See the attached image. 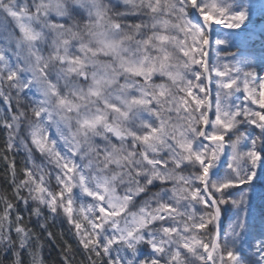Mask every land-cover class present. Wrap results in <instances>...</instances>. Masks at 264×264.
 Returning <instances> with one entry per match:
<instances>
[{"label":"snow or ice","instance_id":"obj_1","mask_svg":"<svg viewBox=\"0 0 264 264\" xmlns=\"http://www.w3.org/2000/svg\"><path fill=\"white\" fill-rule=\"evenodd\" d=\"M257 16L264 0H0V264H46L57 239L61 264H264Z\"/></svg>","mask_w":264,"mask_h":264},{"label":"trees","instance_id":"obj_2","mask_svg":"<svg viewBox=\"0 0 264 264\" xmlns=\"http://www.w3.org/2000/svg\"><path fill=\"white\" fill-rule=\"evenodd\" d=\"M261 183V184H260ZM264 186V180L260 181L259 183H256V186L258 185ZM260 186V187H261ZM259 197H257V204H259L260 200H258ZM50 224V230L57 234V237H59V234L64 233V239L68 240L70 243H75V241L72 238L71 232H69V225L63 221L57 220L55 222L49 221ZM43 257L46 260V264H61V242L59 239H57L54 242L48 243L45 245L44 251H43ZM81 257L78 255L76 256V260L79 261Z\"/></svg>","mask_w":264,"mask_h":264},{"label":"rangeland","instance_id":"obj_3","mask_svg":"<svg viewBox=\"0 0 264 264\" xmlns=\"http://www.w3.org/2000/svg\"><path fill=\"white\" fill-rule=\"evenodd\" d=\"M262 21H264V17H260V16H257L256 17V23L257 24H260ZM259 43H260V41L259 40H257V41H255V46L256 47H259ZM232 51H236V49H232ZM215 54H213V56H214ZM264 180V178H258L257 179V181H256V183L258 182H260V181H263ZM261 184V183H260ZM258 185V186H256V188H257V193H261V192H264V186H261V185ZM261 186V187H260ZM260 197V196H259ZM258 200H259V198H258Z\"/></svg>","mask_w":264,"mask_h":264},{"label":"bare ground","instance_id":"obj_4","mask_svg":"<svg viewBox=\"0 0 264 264\" xmlns=\"http://www.w3.org/2000/svg\"><path fill=\"white\" fill-rule=\"evenodd\" d=\"M252 47H254V48H256V49L258 50V47L255 46V43L252 45ZM257 183H258V182H257ZM259 196H260V194L257 193V197H259Z\"/></svg>","mask_w":264,"mask_h":264}]
</instances>
